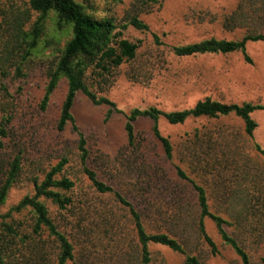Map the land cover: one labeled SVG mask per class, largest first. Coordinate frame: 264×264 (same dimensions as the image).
<instances>
[{
  "label": "trees",
  "instance_id": "16d2710c",
  "mask_svg": "<svg viewBox=\"0 0 264 264\" xmlns=\"http://www.w3.org/2000/svg\"><path fill=\"white\" fill-rule=\"evenodd\" d=\"M29 11L38 15L30 32L23 30L26 20L15 16L11 22H4L8 27L5 31L8 39L3 45L8 50L11 48L16 56L24 53L23 61L26 62L38 51L43 38L47 44L52 42L60 46L64 43L59 56H55V67L49 74L41 109L46 111L49 108L52 96L64 80L68 90L56 128L63 133L71 127L78 136L77 165L89 183L83 187L69 175L71 161L65 157L45 172L43 179L36 176L33 179L34 195L24 197L7 214L0 213V264H150L152 245L185 256L186 264H201L197 258L188 255L179 237L185 238L188 232L194 231L212 253L217 254V246L207 233V220L215 224L222 242L233 250L242 264H250L245 248L227 231L233 225L212 212L207 185L199 183L197 177L227 179L225 171H235L237 177L247 183H233L234 191L228 188V183H215V186L226 196L233 193L243 213L260 217L258 223L263 225L264 183L252 168L251 161L231 134L198 133L196 141H190L180 155L181 163L191 171L189 174L176 163L174 145L163 136L160 120L179 126L190 119L235 117L243 122L245 137L264 159V149L255 141L258 124L252 118L255 112L264 110V106L225 104L208 97L190 109L175 112L154 107L134 109L125 114V132L127 149L137 154L132 171L136 183H106L90 164L88 141L76 123L73 110L79 96L83 95L96 107H109V116L114 111L123 114L109 98L98 95L95 85L107 83L115 71L137 59L139 45L125 38L128 28L141 32L149 28L138 18L119 28L109 18L98 19L87 13L85 7L75 0H31ZM4 24L0 25V30ZM249 43L264 44V34L246 35L240 41L210 39L175 47L173 52L179 58L239 53L253 65L247 51ZM17 72L21 75L20 69ZM1 76L7 79L10 73L1 72ZM8 98L14 99L0 79V100L5 102L4 105L0 103V112L3 113L0 122V211L21 178L25 161L23 152L8 156L14 120L6 109L10 103ZM141 119L153 122V139L163 150L161 160L157 159L154 146L137 137L135 127ZM105 198L127 210L134 234L125 232L122 219L104 201ZM47 203L65 213L70 221L66 220L65 226L59 223ZM23 215L29 218L28 221L16 218ZM72 218L75 220L71 221ZM149 218L156 221L150 222L152 226L168 233L150 234ZM71 229L73 238L69 234ZM97 246L102 253L93 251L92 248Z\"/></svg>",
  "mask_w": 264,
  "mask_h": 264
},
{
  "label": "rangeland",
  "instance_id": "374dc122",
  "mask_svg": "<svg viewBox=\"0 0 264 264\" xmlns=\"http://www.w3.org/2000/svg\"><path fill=\"white\" fill-rule=\"evenodd\" d=\"M30 1L0 0V25L11 22L17 16L26 20L23 30L30 32L38 17L29 11ZM75 1L82 4L87 13L98 19L109 18L119 28L128 25L133 18H138L149 28L146 32L128 28L125 38L139 45L137 59L115 71L107 83L95 85L98 95L109 98L123 114L114 111L109 116V107H96L83 95L79 96L73 110L76 123L88 141L90 164L104 182L136 183L132 171L137 154L127 149L125 132V114L134 109L154 107L164 112H175L190 109L208 97L225 104L251 103L264 106L263 43L248 44L247 51L253 65L247 63L239 53L179 58L173 52L175 47L210 39L240 41L246 35L264 34V0ZM51 20L52 25L53 16ZM3 27L0 30V79L14 97L8 98L10 103L6 108L14 119L8 156L23 152L25 157L23 174L0 211L5 215L24 197L34 195L33 179L36 176L43 179V174L55 167L63 157L71 161L68 173L77 183L84 187L89 182L77 165L78 136L71 127L63 133L56 128L68 90L64 80L52 96L49 108L46 111L41 109L49 74L55 67V56H59L64 43L60 46L52 42L47 44L43 38L38 51L24 62V53L16 56L11 48L8 50L3 45L8 39L5 34L8 27L5 24ZM1 72H9L10 76L5 79ZM0 103L4 105L5 102L0 100ZM2 118L3 113L0 112V122ZM252 118L259 123L255 141L264 149V110L255 112ZM135 128L139 140H146L154 146L157 159L163 157L161 146L153 139V122L141 119ZM160 130L174 145L176 163L189 174L191 171L181 163L180 155L190 141H196V134H231L264 183V159L245 137L241 120L235 117L190 119L184 125L172 126L161 119ZM236 174L233 170H227L224 173L227 179L201 176L197 180L207 185L212 212L233 225L227 231L245 248L250 264H264V224L258 223L260 217L243 213L233 193L226 196L215 186V183H228V188L234 191L233 183H247ZM104 201L122 219L125 232L134 234L132 218L127 210L117 207L110 198ZM47 204L52 216L63 226L66 220L70 221L65 213ZM16 218L25 221L29 219L26 215ZM74 220L72 218L71 221ZM151 221L156 223L155 219H147L150 234L168 233L166 230L159 231L152 226ZM205 225L208 235L217 246V254H213L207 243L191 231L185 238L179 237L188 255L197 258L201 264H242L233 250L222 242L215 224L207 220ZM69 234L73 238L72 229ZM92 249L102 253L99 246ZM151 258L150 264H186L185 256L156 245L151 246Z\"/></svg>",
  "mask_w": 264,
  "mask_h": 264
},
{
  "label": "crops",
  "instance_id": "0c3cea01",
  "mask_svg": "<svg viewBox=\"0 0 264 264\" xmlns=\"http://www.w3.org/2000/svg\"><path fill=\"white\" fill-rule=\"evenodd\" d=\"M257 124H259V123H257ZM261 146V145H260ZM262 147V146H261Z\"/></svg>",
  "mask_w": 264,
  "mask_h": 264
}]
</instances>
